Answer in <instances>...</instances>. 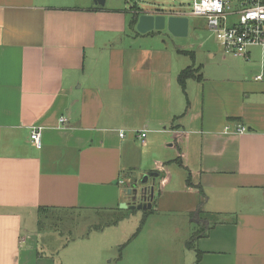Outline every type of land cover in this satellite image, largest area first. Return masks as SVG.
Listing matches in <instances>:
<instances>
[{
    "label": "crops",
    "instance_id": "obj_1",
    "mask_svg": "<svg viewBox=\"0 0 264 264\" xmlns=\"http://www.w3.org/2000/svg\"><path fill=\"white\" fill-rule=\"evenodd\" d=\"M134 6L0 0V264H264V60L252 57L263 50L233 56L239 73L208 74L204 54L230 58L200 42L196 17ZM142 14L188 26L140 34ZM188 68L201 79L182 86ZM149 173L165 190L118 239L117 217L139 212L121 209L120 181ZM55 214L114 231L59 255L43 220Z\"/></svg>",
    "mask_w": 264,
    "mask_h": 264
},
{
    "label": "built area",
    "instance_id": "obj_2",
    "mask_svg": "<svg viewBox=\"0 0 264 264\" xmlns=\"http://www.w3.org/2000/svg\"><path fill=\"white\" fill-rule=\"evenodd\" d=\"M176 14L204 19L208 28L216 33L225 55L241 57L249 62L251 48L259 47L264 51V0H191L188 12ZM263 79L264 73L256 77L259 81ZM66 120L61 118L60 124H65ZM146 132L138 136L141 141L146 138ZM246 132L245 126H238V134ZM41 139V129L33 128L31 141L37 148L42 146ZM126 183L125 180L120 181L125 198L129 197L127 192L132 189V182L129 188L124 186Z\"/></svg>",
    "mask_w": 264,
    "mask_h": 264
},
{
    "label": "rangeland",
    "instance_id": "obj_3",
    "mask_svg": "<svg viewBox=\"0 0 264 264\" xmlns=\"http://www.w3.org/2000/svg\"><path fill=\"white\" fill-rule=\"evenodd\" d=\"M134 4H137L138 6H134ZM190 5H191V0H106L105 1V6L107 7L126 6L127 9H130V7L134 6L133 9L137 10L140 13L150 12L151 9L158 8L157 11H161V12L164 11L167 13L176 14L179 12H188L190 9ZM191 23H192V27L195 26L200 33V38H201L200 42L205 41L208 45L214 46L217 49H221L220 44L216 38L217 37L216 33L208 28L207 22L204 19L191 18ZM222 54L226 56L223 53V51ZM252 55H253L252 56L253 60L257 62H261L264 60V51L255 49L252 52ZM226 57L230 58V60L228 63L224 64V62L209 59L208 54L206 55L204 54L202 60L203 63L206 65V69L208 68L207 73L210 74L212 71L214 74L221 75L223 73H227L228 70L230 69L234 70V72L236 71L239 73L241 71L240 66L244 64V61L240 58H234L233 55H229ZM168 151H173V150L169 148ZM126 182L127 183L124 186L126 188H129L130 186L129 184H131L132 181L130 182L126 181ZM162 187L163 185L156 186V190H157L156 199H158V192L160 190L164 192L165 189ZM125 199L127 200V202L131 201L130 197H127ZM117 218L120 219L121 223L120 226L117 228L115 235L118 237V239H121L124 237L125 234L127 235L126 237H124L125 240L128 239L129 236L133 234L138 228V225L140 223V218H142V212L139 211L135 214H132L131 216L124 218H122V216H118ZM43 220L45 221L44 222L45 226L50 225V227H54L56 230V235L58 237L57 239H59V241L52 243V247L49 250L55 251L57 254H59L60 251L63 250V247L67 245L69 242L80 239L82 238L81 236L89 234V232L102 233L101 230L109 226L106 225L107 222L106 219H102L100 221L91 220L92 223L90 224V226L91 225L93 226L94 223L98 225H96V229H91L89 231V219L81 220L79 222L80 226L77 225L78 222L72 226L73 219L68 218L65 215L60 216L59 214H55V216L52 215V216L44 217ZM113 229L114 227L109 226V228L106 229V233H111V231H114ZM64 255L65 254H63L62 257L60 256V258L62 259Z\"/></svg>",
    "mask_w": 264,
    "mask_h": 264
},
{
    "label": "water",
    "instance_id": "obj_4",
    "mask_svg": "<svg viewBox=\"0 0 264 264\" xmlns=\"http://www.w3.org/2000/svg\"><path fill=\"white\" fill-rule=\"evenodd\" d=\"M97 4L104 6L105 0H94ZM188 26L187 18H176L162 14H142L139 15L136 30L140 34H147L154 30H168L176 34V29ZM158 174H145L132 181V189H129L127 195L131 198L130 202L121 205V209L147 211L153 207L155 197L156 179Z\"/></svg>",
    "mask_w": 264,
    "mask_h": 264
},
{
    "label": "trees",
    "instance_id": "obj_5",
    "mask_svg": "<svg viewBox=\"0 0 264 264\" xmlns=\"http://www.w3.org/2000/svg\"><path fill=\"white\" fill-rule=\"evenodd\" d=\"M137 20H138V15H135L134 22H132L134 26L137 24ZM199 71H200V69H194V68H188V69L182 71L179 75V82L181 83L182 86H184L188 79H192V78L194 79L195 78L197 80H200L201 77L199 75ZM188 184H189V187H191L190 180H189ZM151 212H153V211H147L145 213V217H147L148 214ZM143 224H144V220L142 221L140 228H142ZM188 244L191 245V243H188ZM200 258H201V255L199 254L197 264L200 263Z\"/></svg>",
    "mask_w": 264,
    "mask_h": 264
}]
</instances>
